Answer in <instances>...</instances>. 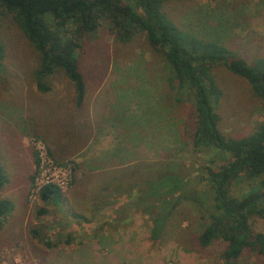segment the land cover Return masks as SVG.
Wrapping results in <instances>:
<instances>
[{
  "label": "rangeland",
  "instance_id": "obj_1",
  "mask_svg": "<svg viewBox=\"0 0 264 264\" xmlns=\"http://www.w3.org/2000/svg\"><path fill=\"white\" fill-rule=\"evenodd\" d=\"M161 10L181 30L222 42L248 63L264 57V0H169ZM45 18L52 26L51 17ZM66 27L85 82L74 119L64 114L62 104V99L67 104L74 98L72 81L57 70L43 78L49 90H39L34 78L39 52L11 13L1 16L0 154L8 181L0 197L10 199L13 209L0 228V264H223L226 241L215 238L203 247L197 237L214 203L208 166L217 167L227 156L214 146H193L192 94L176 92L171 66L143 31L122 42L107 16L82 35L73 25ZM211 73L220 90L213 99L220 129L231 136L254 131L264 121V100L225 64H214ZM32 109L38 112L29 114ZM37 132H46L56 145L72 137L79 142L86 134L91 140L61 159ZM138 163L145 168L117 175ZM53 166L55 171L49 169ZM142 172L147 173L139 176ZM166 173L185 177L187 185L169 213L168 236L151 240L152 220L145 206L160 207L159 202L140 197L146 174L155 179ZM115 176L121 178L115 184L127 185L105 191L103 184ZM48 179L61 184L66 202L39 199ZM260 185V177L244 175L230 193L242 198ZM42 207L46 212L39 215ZM248 220L253 231L264 232L262 217L254 213ZM102 234L108 236L105 241ZM66 238L71 242L64 243ZM86 239L95 241L78 249ZM49 241L52 247L46 245ZM237 264H264V255L245 248Z\"/></svg>",
  "mask_w": 264,
  "mask_h": 264
},
{
  "label": "trees",
  "instance_id": "obj_2",
  "mask_svg": "<svg viewBox=\"0 0 264 264\" xmlns=\"http://www.w3.org/2000/svg\"><path fill=\"white\" fill-rule=\"evenodd\" d=\"M166 1L169 0H0V20L3 12L11 13L18 28L39 52L40 64L34 73L37 88L49 90L43 78L62 70L73 83L77 104L83 100L85 82L74 38L64 34L66 26L73 25L74 32L82 35L94 30L98 20L107 16L116 37L122 42L128 41L135 31L145 33L151 47L161 52L171 66L173 82L177 83L174 84L176 92L182 94L186 89L192 94L196 117L193 146L197 149L214 146L227 156L217 167L208 166L214 203L207 209L209 220L202 225L197 240L206 247L213 239L221 237L226 241L220 253L222 263L237 264V258L245 248L264 255V232L253 231L248 220L254 213L264 219V121L247 135L224 133L218 125L219 116L213 104L220 90L211 69L216 63L225 64L231 72L247 79L253 93L264 100V57L248 63L222 42L202 39L181 30L162 12V4ZM46 16L51 17L52 26ZM4 53L0 41V65ZM130 165L128 171L122 169L124 172L119 171L117 175L124 177L131 171L145 168L142 163ZM145 173L139 176H145ZM244 175L260 177L261 185L242 198L231 195V185ZM146 177L149 180L140 198L157 200L160 206H145L152 220L149 238L162 240L168 236L169 213L180 201L179 193L187 185L186 178L176 173L156 175L155 179L150 174ZM119 179L120 176L112 177L108 184H103V189H121L127 185L113 182ZM6 181L8 174L0 154V194ZM38 197L44 204L67 201L62 188L53 182L42 185ZM12 209V201L0 197V228ZM45 212L43 207L38 210L39 215ZM63 242L70 243L71 240L66 238ZM46 245L52 247L54 244L49 241Z\"/></svg>",
  "mask_w": 264,
  "mask_h": 264
},
{
  "label": "crops",
  "instance_id": "obj_3",
  "mask_svg": "<svg viewBox=\"0 0 264 264\" xmlns=\"http://www.w3.org/2000/svg\"><path fill=\"white\" fill-rule=\"evenodd\" d=\"M73 89H74V86H73ZM62 104L65 105V107H66V109L63 110V111H65L64 114L69 116L70 119H74V116L77 115V110H76L77 103H76V99H75V94H74V98L68 99V103L67 104H66V101L64 99H62ZM28 112H30L29 114H31V115H35L38 111L32 109V111L28 110ZM79 112H81V110H79ZM72 123L74 124V122H72ZM70 125H71V123H70ZM37 133L40 134V132H37ZM40 135H42L44 137V140H45L46 144L49 146L50 151H52L55 154H56V152H60L61 153V157H59L61 159H66V158L71 157L72 155L77 154L78 150L82 149L85 143H87V145H88V143H90V140H91V137H89V139H88V134H86V135H84V137L82 139L79 138V142H77V139L74 140L75 137H72L70 139L63 140L61 145H56L54 142H52V141H50L48 139V137L46 136V132L45 133H41ZM90 135H91V133H90ZM75 142H76V144H74ZM113 154H116V153H113ZM110 167L111 168H116L113 165H110ZM100 236H101V234H100ZM102 236H103V241H105L106 240L105 238L108 237V236H106V234H102ZM89 237H91V235ZM97 240L100 241L101 239L99 240V238H97ZM91 241H95V239H91V240H87L86 239V240H84L82 242V246L81 247H77V248L78 249H84V248L87 247V244H90ZM103 241H100V243H102L101 246L103 245ZM77 246H80V245H77ZM148 254H150V256L152 257V254H154V253L150 252Z\"/></svg>",
  "mask_w": 264,
  "mask_h": 264
},
{
  "label": "built area",
  "instance_id": "obj_4",
  "mask_svg": "<svg viewBox=\"0 0 264 264\" xmlns=\"http://www.w3.org/2000/svg\"><path fill=\"white\" fill-rule=\"evenodd\" d=\"M49 169H50V170L53 169L54 171L56 170L55 166H53V167H49ZM54 173L57 174L56 172H54ZM63 175H64V173H63ZM49 182H53V183H55V184H58V185L62 188L61 184L58 183V182H55L53 179H48V180H46V182H45L44 184L49 183ZM44 184H42V185H44ZM42 185H41V186H42ZM41 186H40V187H41Z\"/></svg>",
  "mask_w": 264,
  "mask_h": 264
}]
</instances>
